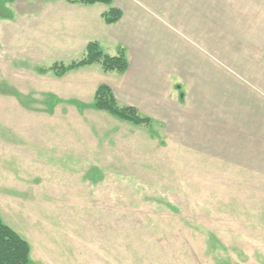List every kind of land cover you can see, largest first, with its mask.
Masks as SVG:
<instances>
[{
  "label": "rangeland",
  "instance_id": "374dc122",
  "mask_svg": "<svg viewBox=\"0 0 264 264\" xmlns=\"http://www.w3.org/2000/svg\"><path fill=\"white\" fill-rule=\"evenodd\" d=\"M64 3L0 0V216L29 264H264V171L97 109L116 72L57 74L98 43Z\"/></svg>",
  "mask_w": 264,
  "mask_h": 264
},
{
  "label": "crops",
  "instance_id": "0c3cea01",
  "mask_svg": "<svg viewBox=\"0 0 264 264\" xmlns=\"http://www.w3.org/2000/svg\"><path fill=\"white\" fill-rule=\"evenodd\" d=\"M64 4L97 28L104 53L123 52L127 69L104 83L117 102L190 151L264 171V0ZM111 6L121 16L108 24Z\"/></svg>",
  "mask_w": 264,
  "mask_h": 264
},
{
  "label": "trees",
  "instance_id": "16d2710c",
  "mask_svg": "<svg viewBox=\"0 0 264 264\" xmlns=\"http://www.w3.org/2000/svg\"><path fill=\"white\" fill-rule=\"evenodd\" d=\"M85 5L96 3L111 5L113 0H68ZM121 16V11L111 6L102 13V18L108 24L116 22ZM94 62L100 63L105 71H117L123 73L128 66L127 60L120 52L111 56L104 53L97 42H89L85 48L83 58L72 61L67 66L58 67V75H63L67 69H72L81 65H89ZM94 104L97 109L104 110L122 120L135 124L148 123L151 119L139 114L134 106L120 105L110 86L102 83L98 85L94 94ZM29 243L14 229L3 222L0 216V264H29Z\"/></svg>",
  "mask_w": 264,
  "mask_h": 264
}]
</instances>
